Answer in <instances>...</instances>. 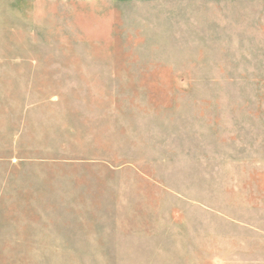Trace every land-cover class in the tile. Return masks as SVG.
I'll return each instance as SVG.
<instances>
[{
  "label": "rangeland",
  "instance_id": "obj_1",
  "mask_svg": "<svg viewBox=\"0 0 264 264\" xmlns=\"http://www.w3.org/2000/svg\"><path fill=\"white\" fill-rule=\"evenodd\" d=\"M0 264H264V0H0Z\"/></svg>",
  "mask_w": 264,
  "mask_h": 264
}]
</instances>
